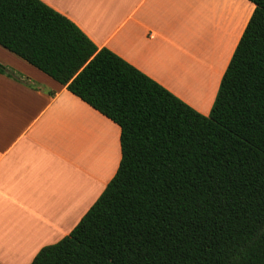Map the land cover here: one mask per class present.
I'll list each match as a JSON object with an SVG mask.
<instances>
[{"label": "trees", "instance_id": "obj_1", "mask_svg": "<svg viewBox=\"0 0 264 264\" xmlns=\"http://www.w3.org/2000/svg\"><path fill=\"white\" fill-rule=\"evenodd\" d=\"M250 1L205 115L44 1L0 0V45L121 127L114 177L30 264H264V0Z\"/></svg>", "mask_w": 264, "mask_h": 264}, {"label": "crops", "instance_id": "obj_2", "mask_svg": "<svg viewBox=\"0 0 264 264\" xmlns=\"http://www.w3.org/2000/svg\"><path fill=\"white\" fill-rule=\"evenodd\" d=\"M42 1L205 115L255 6ZM0 62L21 75L0 73V262L30 264L72 231L114 177L121 127L2 45Z\"/></svg>", "mask_w": 264, "mask_h": 264}, {"label": "rangeland", "instance_id": "obj_3", "mask_svg": "<svg viewBox=\"0 0 264 264\" xmlns=\"http://www.w3.org/2000/svg\"><path fill=\"white\" fill-rule=\"evenodd\" d=\"M254 8H255V6H254Z\"/></svg>", "mask_w": 264, "mask_h": 264}]
</instances>
